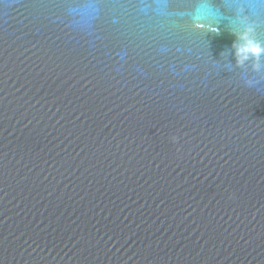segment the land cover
I'll return each mask as SVG.
<instances>
[{
	"label": "water",
	"instance_id": "water-1",
	"mask_svg": "<svg viewBox=\"0 0 264 264\" xmlns=\"http://www.w3.org/2000/svg\"><path fill=\"white\" fill-rule=\"evenodd\" d=\"M241 19L264 42L260 0H0V264H264Z\"/></svg>",
	"mask_w": 264,
	"mask_h": 264
},
{
	"label": "clouds",
	"instance_id": "clouds-1",
	"mask_svg": "<svg viewBox=\"0 0 264 264\" xmlns=\"http://www.w3.org/2000/svg\"><path fill=\"white\" fill-rule=\"evenodd\" d=\"M260 3L264 4V0H260ZM239 11L242 12L243 8L241 7ZM240 24L242 25V30H238L235 33L237 36V42L233 45L235 48L237 64L243 66L246 61L254 60V67L259 70L261 67V58L264 57V42L256 39L254 25L247 23L244 19L240 20ZM197 26L208 27L209 31H219L218 28L203 24H198ZM173 139H175V137H173Z\"/></svg>",
	"mask_w": 264,
	"mask_h": 264
}]
</instances>
